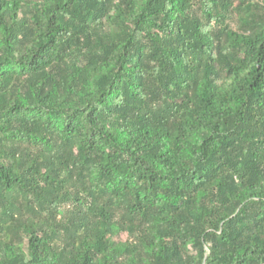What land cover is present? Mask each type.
Returning <instances> with one entry per match:
<instances>
[{"label":"trees","instance_id":"trees-1","mask_svg":"<svg viewBox=\"0 0 264 264\" xmlns=\"http://www.w3.org/2000/svg\"><path fill=\"white\" fill-rule=\"evenodd\" d=\"M0 264H264V0H0Z\"/></svg>","mask_w":264,"mask_h":264}]
</instances>
